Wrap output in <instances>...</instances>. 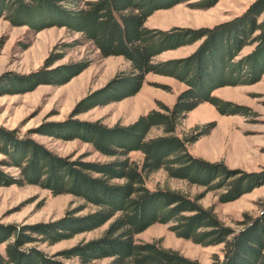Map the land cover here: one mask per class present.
<instances>
[{"label": "trees", "instance_id": "obj_1", "mask_svg": "<svg viewBox=\"0 0 264 264\" xmlns=\"http://www.w3.org/2000/svg\"><path fill=\"white\" fill-rule=\"evenodd\" d=\"M186 1L0 0V10L15 22L24 17L38 31L58 26L80 35L74 42L64 43L62 50L57 51L56 45L43 66L26 75L21 85L33 89L41 84L68 83L90 62L53 65L65 57L68 47L78 44L90 43L102 57L122 56L129 63L103 87L82 98L72 117L135 95L149 73L172 76L186 84L173 106L161 104L126 125L70 119L62 137L90 143L107 161H83L82 157L70 161L36 144L18 145L11 159L21 168V176L0 170V183L39 184L55 195L69 193L83 202L56 222L0 228V243L14 237L6 255L0 253V264H69L58 256L76 259L78 264H100L105 259V264H201L165 247L160 239H136L156 223L169 224L177 236L203 246L223 244V257L216 254L213 264H264V204L256 217L244 213L238 221L241 228L236 230L224 224L213 207L199 202L205 192L191 196L182 190L147 185L151 175L164 170L170 178L203 186L205 191L223 189L220 200L228 202L264 183V174L230 169L223 162H210L190 152L189 145L211 133L215 122L179 132L188 113L202 103L208 102L222 113L241 111L240 106L213 92L227 85L254 83L264 73V19L260 21L264 0L250 5L235 20L214 27L147 26L155 11ZM217 1L203 0L196 5L211 7ZM197 42V49L188 56L155 61L165 51ZM251 44H256L255 49L240 56ZM137 151L143 154L140 161L130 156ZM104 225L99 236L55 255L37 246L26 247L37 241L54 244Z\"/></svg>", "mask_w": 264, "mask_h": 264}, {"label": "rangeland", "instance_id": "obj_2", "mask_svg": "<svg viewBox=\"0 0 264 264\" xmlns=\"http://www.w3.org/2000/svg\"><path fill=\"white\" fill-rule=\"evenodd\" d=\"M203 0H188L170 8L155 11L147 21L152 28L170 29L174 26L200 28L214 27L235 20L258 0H218L211 7L196 5ZM264 19V12L260 21ZM13 21L5 11L0 10V170L12 177L21 176V168L12 163L11 153L18 145L36 144L58 157L70 161H107L94 146L82 139H67L62 132L70 119L83 121L100 120L113 126L129 124L141 114L159 109L161 104L173 106L186 84L179 79L149 73L138 93L121 101L97 106L85 113L72 117L76 104L86 95L103 87L116 73L126 69L129 63L122 56L102 57L94 45L78 44L66 49L60 64L89 61V66L60 86L41 84L33 89L21 85L25 76L43 66L51 51L64 43L74 42L80 35L69 32L65 27H46L38 31L26 23L24 17ZM29 22V21H28ZM201 42V41H200ZM184 46L165 51L155 61L181 58L192 54L200 44ZM256 44L246 46L240 56L255 49ZM224 100L242 109L238 113H222L212 104L205 102L188 113L179 132H186L197 125L215 122L211 133L189 145L190 152L210 162H223L228 168L258 176L264 174V73L251 84L227 85L213 92ZM153 132L158 133L157 130ZM132 159L142 160L141 152H132ZM23 161V159H22ZM25 164V163H23ZM151 188L169 187L182 190L191 196L205 192L199 201L204 207H213L219 219L234 229L241 225L244 213L256 217L263 211L264 183L244 193L239 198L222 202L223 189L205 191L203 186L189 185L185 180L170 178L160 170L147 180ZM82 200L69 193L55 195L49 188L39 184L23 185L0 183V228L25 227L40 223L59 221L73 212ZM84 211L83 213H85ZM82 214V213H78ZM76 214V215H78ZM169 224L156 223L136 235L138 241L161 240L167 248L178 250L182 255L213 264L214 256L223 257V244L203 246L192 240L179 237L170 230ZM13 227V228H14ZM103 227L90 232L78 233L54 244L34 242L49 255H55L82 241L101 234ZM14 241L10 237L0 243V253L6 255V247ZM69 264H78L76 259L58 256ZM107 259L101 260L105 264Z\"/></svg>", "mask_w": 264, "mask_h": 264}]
</instances>
